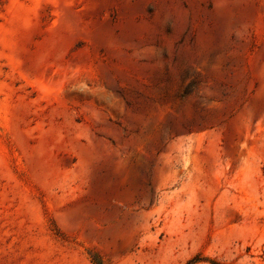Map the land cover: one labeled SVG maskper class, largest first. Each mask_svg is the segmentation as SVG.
<instances>
[{
	"label": "rangeland",
	"instance_id": "rangeland-1",
	"mask_svg": "<svg viewBox=\"0 0 264 264\" xmlns=\"http://www.w3.org/2000/svg\"><path fill=\"white\" fill-rule=\"evenodd\" d=\"M264 264V0H0V264Z\"/></svg>",
	"mask_w": 264,
	"mask_h": 264
},
{
	"label": "trees",
	"instance_id": "trees-1",
	"mask_svg": "<svg viewBox=\"0 0 264 264\" xmlns=\"http://www.w3.org/2000/svg\"><path fill=\"white\" fill-rule=\"evenodd\" d=\"M189 264H192L191 262Z\"/></svg>",
	"mask_w": 264,
	"mask_h": 264
}]
</instances>
